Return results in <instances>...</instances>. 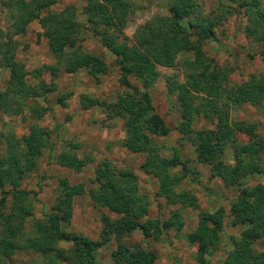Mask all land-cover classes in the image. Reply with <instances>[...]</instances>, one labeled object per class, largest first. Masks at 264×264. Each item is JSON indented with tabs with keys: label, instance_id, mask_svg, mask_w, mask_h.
Masks as SVG:
<instances>
[{
	"label": "rangeland",
	"instance_id": "obj_1",
	"mask_svg": "<svg viewBox=\"0 0 264 264\" xmlns=\"http://www.w3.org/2000/svg\"><path fill=\"white\" fill-rule=\"evenodd\" d=\"M15 1L0 0V45L5 42L7 34L12 35L18 42L16 57L28 71H34L45 64L50 66L62 62L65 55L59 56L51 52L48 38L42 33L37 20L29 24L25 31L19 28L16 33L17 28L13 26V21L17 19L19 13L11 10L12 6L18 7ZM125 1L130 11L124 19L120 39L127 41L129 37L128 42L131 45L135 44V34L147 21L153 20L159 30L162 27L167 28V23L170 18L172 21L173 16L170 7L174 4L180 6L179 0ZM261 1L264 5V0ZM241 2L242 0H197L192 16L175 18L189 38L197 41V28L189 23V19L208 14L215 17L214 33L203 42L202 48L207 54L208 61L211 59L213 68L226 70L229 74L230 86H236L254 76L261 77L264 74V45L260 40H256L252 31L248 29L249 20L240 7ZM69 5L76 8L77 20L83 24L80 25L85 37L82 42L83 52L102 56L109 66V71L98 77L89 74L87 69L69 73L60 63L58 75H53L50 69H46L37 78L34 77L36 74L33 72L28 77L32 84L41 81L54 83L56 86L53 91L38 97L29 95L19 97L7 93L0 100L2 180H0V210L12 212L20 203L19 198H23L31 212L22 220L23 229L22 233H19V242H23L32 232L35 233L37 229L35 221L43 219L45 212L50 211L58 201L63 178H68L72 184L83 183L85 188L83 193L74 197L73 214L66 225V230L82 234L94 242H104L103 230L106 226V218L119 220L122 215L112 211L108 206L96 204L90 191L100 190L99 184L94 182L93 178L96 169L103 165V159H109L114 166L129 167L136 174L139 190L145 193L149 200L147 217L164 220L177 211L184 220L181 229L166 230L160 238L154 235L146 236L141 229H134L132 233L121 236L122 242L127 243L129 247L133 244L137 248H144L155 254L154 264H223L228 252L234 248V238L239 237L247 228L245 224L231 223V205L237 200L244 187L264 184V157L260 160L261 172H244L239 180L240 185L230 184L216 176L210 164L199 160L197 145L192 142L190 134L195 138L200 129L215 128L216 123L223 118L230 124L254 123L258 134L264 138V98L256 104L245 102L235 105L224 97L204 96L203 98L202 95H194V88L188 83L193 82L196 85L198 81L196 75L203 71L202 67H195L193 64L191 66V62L196 59L194 50L178 52L173 66L158 64L157 77L148 87L135 75L129 76L130 82L127 83L115 56L93 36L90 29L85 27L86 0H57L52 9L60 10ZM157 17L161 18L155 21ZM172 23L173 29L168 28L169 33L177 28L174 20ZM9 76V69L0 65V94L7 91ZM181 83L189 88L187 96L197 106L189 133L180 130L184 117L179 99L181 94L177 87ZM210 88L211 92L217 90L213 83ZM144 91L149 92L155 111L164 118L170 129L166 135L152 134L153 142L158 144L159 155L162 158H173L179 154L185 162V166L179 165L175 169L185 173L182 182L173 191L162 195L158 192L161 188L158 176L143 168L148 157L147 153L132 151L124 144L128 134L125 117L108 115V106L120 100L121 96L136 95L135 97L139 98ZM64 94L68 95L65 104L59 100ZM83 94L99 100L100 103L85 107L82 103ZM32 127L46 132L45 145L35 155V165L25 170L30 161L26 154L30 148L28 142ZM12 135L15 136L14 139L11 138ZM247 137L240 136L239 140L245 142ZM232 147L228 148L223 159L227 163L234 164ZM68 149L90 162L81 171L61 165L58 156ZM16 167L24 170L21 176ZM14 182L19 188L30 193L24 197L9 193L8 190ZM183 190L194 196V203L178 199L177 194ZM169 195L173 197L171 201ZM220 211L224 213L220 241L212 244L210 251L202 252V257L199 243L191 241L189 234L196 230L205 212L215 214ZM1 218L2 216H0V238L5 230ZM144 219L146 220V216L141 218L142 221ZM19 221V219L14 220L13 225H17ZM118 239L117 236L112 235L100 246L96 243L98 244L96 256L101 264H113L112 254L119 250ZM59 244L66 249L73 247L72 241H60ZM131 249L129 248V252H132ZM43 262V255L30 248H17L10 256L0 252V264H43Z\"/></svg>",
	"mask_w": 264,
	"mask_h": 264
},
{
	"label": "trees",
	"instance_id": "obj_2",
	"mask_svg": "<svg viewBox=\"0 0 264 264\" xmlns=\"http://www.w3.org/2000/svg\"><path fill=\"white\" fill-rule=\"evenodd\" d=\"M56 1L16 0L18 7L12 6L11 10L19 13L17 19L13 21V26L17 28L16 33L19 28L21 31H25L33 20L38 19L44 29L42 33L48 38L51 52L59 56L65 55V57L58 64L50 66L45 64L34 71H28L16 57L18 42L12 35L7 34L5 42L0 45V65L9 69L10 76L7 81V91L0 94V100L7 93L19 97L24 95L38 97L53 91L56 86L54 83L41 81L32 84L28 77L33 72L36 74L34 77L37 78L46 69H50L53 75H58L60 63L69 73L87 69L89 74L98 77L109 71V66L102 56L83 52L82 42L85 37L80 28V25L83 24L77 20L76 8L69 5L60 10H53L52 6ZM179 4L180 6L174 4L170 7L173 16L172 21L171 18L169 19L167 28L162 27L159 30L153 20L147 21L142 29H139L135 34L136 42L133 45L128 42L129 37L127 36V41L120 39L124 19L130 11L125 0H86L84 13L87 23L85 27L90 29L93 36L115 56L117 65L123 72L127 83L130 82L128 77L135 75L142 79L145 86L148 87L157 77L158 64L173 66L176 63L175 57L178 52L194 50L196 59L191 62V66L193 64L195 67L203 69L198 76L196 75V78L198 77L196 85L193 82L188 83L194 88V95H202L203 98H205L204 96L224 97L235 105L245 102L254 104L260 102L264 98V74L261 77L254 76L236 86L228 85L229 74L226 70L213 68L211 59L208 61L207 54L202 48L203 42L214 33L215 17L208 14L189 19V23L197 28V41H193L185 30L181 29L182 26L177 24L178 21L175 18L192 16L197 0H179ZM240 7L248 17V29L252 31L256 40H260L264 45V5L262 1L242 0ZM160 18L157 17L154 20L157 21ZM173 20L176 22L177 28L169 33L168 28L172 26ZM117 29H119L118 32ZM212 83L217 89L216 92L210 90ZM177 88L181 94L179 99L184 117L180 130L189 133L191 132L193 113L197 106L187 96L189 88L185 84L181 83ZM135 96H121L120 100L108 106V115L110 117H125L128 123L125 146L135 152L147 153L148 157L143 168L158 176L161 181V188L158 189V192L160 195L166 194L168 191H173L185 177L184 172L175 170L179 165L185 166V162L179 154L173 158H162L159 155L158 144L153 142L152 134L166 135L170 129L164 118L155 111L148 91H144L139 98ZM67 98L68 95L64 94L59 97V100L65 104ZM82 103L85 107H92L100 102L83 94ZM224 120L220 118L215 128L200 129L195 138L191 134L190 136L192 142L197 145L198 158L201 162L210 164L213 173L224 181L240 185L239 180L243 176L242 173L261 172L262 163L260 160L264 157V138L258 134L254 123L230 124L227 119ZM31 132L28 142L30 148L26 154L30 161L25 170H29L35 165V155L45 145L46 132L44 130L32 127ZM240 136H248V139L242 142L239 140ZM11 138L14 139L15 136L12 135ZM230 147H232L234 164L227 163L223 159V155ZM58 161L61 165L76 171H81L90 162L71 149L61 152ZM15 169L21 176L24 170L18 167ZM93 180L100 186V190L92 189L90 191L94 202L108 206L112 211L122 215L119 220L106 218V226L103 230L105 241L112 235L119 238V250L112 254L113 264H154L155 254L144 248H137L133 244L130 247L127 246V243L122 242L121 236L132 233L134 229H141L146 236L154 235L160 238L166 230L172 228L179 230L183 227L184 220L181 214L176 211L171 217L164 220L147 217L149 200L145 193L140 192L136 174L129 167L114 166L109 159H103V165L96 169ZM84 190L83 183L72 184L68 178H63L58 201L50 211L45 212L43 219L35 221L37 227L35 233L29 234L23 242L18 240L19 233H22L23 229L22 220L31 213L23 198H19L21 201L12 212L7 213L5 210H0L1 220L5 225V230L0 238V252L10 256L15 249L24 247L39 251L44 257L43 264H59L60 262L101 264L96 256L98 245L96 243H99L100 246L105 241L94 242L82 234L66 230V225L73 214L74 197L83 193ZM8 191L14 196L23 197L30 193L19 188L15 182ZM170 195L168 197L171 201L173 197ZM177 195L178 199L184 202L194 203L195 201L194 196L189 195L186 190ZM230 210L231 223L233 225L245 224L247 228L239 237L234 238V248L228 252L223 264H264V184L244 187L237 200L232 203ZM145 216L146 220L142 221L141 218ZM18 219L20 220L18 224L13 225V221ZM223 225L224 213L222 211L215 214L205 212L201 216L196 230L189 234L191 241L199 243L202 257V252L209 250L212 244L220 241ZM60 241H72L73 247L62 248L59 244ZM129 248H132V252H129Z\"/></svg>",
	"mask_w": 264,
	"mask_h": 264
},
{
	"label": "crops",
	"instance_id": "obj_3",
	"mask_svg": "<svg viewBox=\"0 0 264 264\" xmlns=\"http://www.w3.org/2000/svg\"><path fill=\"white\" fill-rule=\"evenodd\" d=\"M36 20L39 22V20H38V19H35V20H33L32 22H34V21H36ZM32 22H31V23H32ZM31 23H30V24H31ZM39 25H40V27H41V30H42V32H43V31H44V29L42 28V26H41L40 22H39Z\"/></svg>",
	"mask_w": 264,
	"mask_h": 264
}]
</instances>
